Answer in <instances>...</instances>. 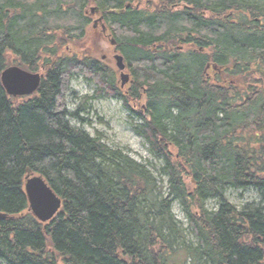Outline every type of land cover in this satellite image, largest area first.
Returning <instances> with one entry per match:
<instances>
[{"label":"trees","instance_id":"obj_1","mask_svg":"<svg viewBox=\"0 0 264 264\" xmlns=\"http://www.w3.org/2000/svg\"><path fill=\"white\" fill-rule=\"evenodd\" d=\"M93 8L144 106L127 110L158 177L69 122L74 77L113 88L86 55L102 38ZM15 64L43 75L29 97L0 83V264H264V205L225 198L264 197V0H0V75ZM27 169L61 199L47 224L28 210Z\"/></svg>","mask_w":264,"mask_h":264},{"label":"rangeland","instance_id":"obj_2","mask_svg":"<svg viewBox=\"0 0 264 264\" xmlns=\"http://www.w3.org/2000/svg\"><path fill=\"white\" fill-rule=\"evenodd\" d=\"M95 18L96 15L92 17V24L95 22ZM89 33L101 34L102 38H93L97 42L94 47L93 40L85 41V46L91 48V51L86 53V55H90L96 61L102 62L100 64L101 67L111 70L114 76L113 88H118L117 90L124 95L126 87L122 89L119 84L120 71L116 67L115 60H113L112 48L109 45L110 38L103 36L99 25H96L94 29L92 28ZM72 52H76L75 49H72ZM103 57L105 58L102 59ZM11 63L14 64L13 58ZM124 74H129V71L125 70ZM93 79L95 78H89V75H87L85 78L83 76L74 77L70 81L67 88L68 91L65 93V99L68 112L76 114V117L72 120L70 119L71 121L69 122H71L73 127L82 129L89 136L100 138L101 142L109 149L121 150L128 154L135 161L147 166L158 177L161 163L149 152L145 141L134 133L132 127L138 124L139 120L127 110L128 106H130L134 111L139 112L141 104L135 106L128 100L125 105L122 98L116 97L112 91L113 88L111 89L109 86L110 83H97ZM109 82L112 81L110 80ZM161 185L164 187V191H167V182L164 177L161 178ZM225 198L238 209H242L247 204L264 205V197L259 196L252 190H228L225 193ZM205 207L207 209H215L216 203L215 201H209L205 204ZM172 212L175 219L180 222L184 229L185 237L182 242L186 246H196V239L188 229L187 220L179 204H173Z\"/></svg>","mask_w":264,"mask_h":264},{"label":"water","instance_id":"obj_3","mask_svg":"<svg viewBox=\"0 0 264 264\" xmlns=\"http://www.w3.org/2000/svg\"><path fill=\"white\" fill-rule=\"evenodd\" d=\"M90 11L93 15L95 9L93 8ZM115 13L120 14L121 12L117 11ZM101 21L102 18H98L94 26ZM102 29L104 30L103 26ZM114 44L115 42L111 41V45ZM114 60L117 69L121 72V81L122 85H124L127 83L129 77L123 74L125 70L123 57L115 55ZM41 80L42 76L40 74L28 72L17 66L6 68L0 75V83L3 89L6 94L12 98L29 97L33 95L38 90ZM24 190L28 201V210L39 222L48 223L55 218L61 210V199L54 194L42 177L34 175L29 169H27V175L25 177ZM5 218L6 215H0V219Z\"/></svg>","mask_w":264,"mask_h":264},{"label":"flooded vegetation","instance_id":"obj_4","mask_svg":"<svg viewBox=\"0 0 264 264\" xmlns=\"http://www.w3.org/2000/svg\"><path fill=\"white\" fill-rule=\"evenodd\" d=\"M94 15H96V18H95V20L94 21H96L98 18H102V21L101 22H99V23H97V25H99L100 26V28H101V32L103 33V36H105L106 38L107 37H109L110 38V35L108 34V30H107V28L104 26V23H103V17L102 16H100L99 14H93V16ZM94 23L95 22H93V28H96V26H94ZM102 26L104 27V30L102 29ZM111 39H109V42H110V47L112 48V56H113V60H114V57H115V55H120L116 50H115V44L114 45H111ZM121 56V55H120ZM105 57H103L102 59H104ZM123 62H124V59H123ZM116 63V62H115ZM99 64H102V62H99ZM124 65H125V70H127V67H126V64H125V62H124ZM124 70V71H125ZM124 71H123V74H124ZM125 75H128V77H129V79H128V81H127V83L126 84H124V85H122V81H121V72H120V87L122 88V89H124L125 87V89H124V95L120 92V95H122V96H125L128 100H131V98H130V96L128 95V92H129V87H130V84H131V81H132V78H131V74H130V72H129V74H125ZM42 76V75H41ZM113 89H115V90H117L118 88H113ZM117 97V96H116ZM120 98V97H119ZM135 106H139L141 103L140 102H137V101H134L133 100V102H132ZM140 108H141V110L139 111L140 112V114H142L143 113V111H144V106L141 104V106H140Z\"/></svg>","mask_w":264,"mask_h":264},{"label":"bare ground","instance_id":"obj_5","mask_svg":"<svg viewBox=\"0 0 264 264\" xmlns=\"http://www.w3.org/2000/svg\"><path fill=\"white\" fill-rule=\"evenodd\" d=\"M90 15V14H89ZM93 17V15H91ZM47 224V223H46Z\"/></svg>","mask_w":264,"mask_h":264}]
</instances>
